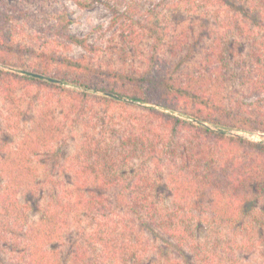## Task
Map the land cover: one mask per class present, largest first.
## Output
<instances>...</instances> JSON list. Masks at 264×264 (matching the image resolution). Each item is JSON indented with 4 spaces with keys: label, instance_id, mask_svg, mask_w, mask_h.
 <instances>
[{
    "label": "trees",
    "instance_id": "trees-1",
    "mask_svg": "<svg viewBox=\"0 0 264 264\" xmlns=\"http://www.w3.org/2000/svg\"><path fill=\"white\" fill-rule=\"evenodd\" d=\"M180 1L191 4L196 12L204 9L215 14L220 28L236 32L235 42L228 41V36L217 37L196 77L175 83L161 74L142 76L139 80L147 88L143 85L140 90L122 93L87 77L90 74L85 71L90 67L84 60L59 61L63 75L67 70L74 75L69 79L60 73L52 75L64 84L125 95L133 101L158 103L169 109L180 100L191 107L183 112L186 120L149 109L150 115L131 119H120L119 115L110 123L90 115L89 125L66 131L75 132L66 137L75 147L69 155L51 145L66 133L62 123L55 119L54 125H49L46 120V156L52 153L46 158L49 175L46 214L42 216L46 254L40 255L41 248L26 244L23 255L27 254L32 264H66L63 248L69 237L68 246L73 250L70 264H264V143L228 136L189 120L198 119L221 130L264 133V99L259 98L249 109L238 101L234 110L222 101L216 102V94L199 90L204 77L219 78L231 59L242 85L255 94L264 93V0ZM2 2L0 52L17 54L21 45L16 38L26 36V28L15 16L20 9L17 1ZM74 2L82 9H91L94 0ZM113 10L114 24H119L117 8ZM51 18L55 23L50 26L52 35L87 48L85 39L68 33L73 23L68 7L55 9ZM35 40L46 52L48 43L41 36ZM245 44L249 46V61L237 62L228 45ZM36 72L47 75L46 67ZM5 77L63 89L72 109L83 112L82 119L88 116L86 103L96 99L106 104L121 103L1 70L0 85ZM171 94L167 103L161 102ZM69 111L62 112L66 122ZM180 130L187 135H180ZM6 160L2 157L1 163L7 165ZM51 170L60 174L48 183ZM0 179L5 182L4 188L0 187V264H9L7 251H17L20 246L8 236L16 231L24 213L15 189L19 185H12L2 171ZM36 181L34 175L32 183ZM36 233L40 238L44 234L40 229Z\"/></svg>",
    "mask_w": 264,
    "mask_h": 264
},
{
    "label": "rangeland",
    "instance_id": "rangeland-1",
    "mask_svg": "<svg viewBox=\"0 0 264 264\" xmlns=\"http://www.w3.org/2000/svg\"><path fill=\"white\" fill-rule=\"evenodd\" d=\"M5 1H17L15 5H18L20 9L15 16L20 17L18 21L26 28L27 37L17 36L16 43L21 45L17 54L5 55L6 53L1 54L0 52L1 71L22 77L30 76L29 74L41 75L43 78L37 79L60 85L70 91H86L109 99L115 98L106 96L108 92L98 90L93 92L92 89L87 90L64 84L62 80L54 78L52 75H58V73L63 75L64 73L58 64L59 61L62 58L84 60L85 64L90 67L89 71H85L87 75L90 74L87 77L95 79L100 84H110L117 91L127 93L135 89L140 90L143 85H146L145 88L148 87L139 80L142 76L156 77L161 74L173 79L175 83L186 81L191 76L196 77L201 72L200 65L204 56L218 36H228V41L232 42L237 39L235 31H227V28L219 27L220 24L215 14L204 9L196 12L190 7L191 4L180 0H94L91 9L80 8L74 0ZM63 5L69 8L73 19L68 33L85 39L87 48L69 43L64 38L51 34L50 26L52 23L55 24L51 15L55 9L63 8ZM114 7L117 8L121 19L119 24H114ZM23 12L29 18H26ZM36 36H41L48 43L46 52L41 50L40 44L35 40ZM228 46L232 58L235 57L237 62L238 60L249 61L248 44L242 47L233 45L234 48L232 45ZM226 57L229 58L228 55ZM229 61L228 66L225 65L221 69L219 78L204 77V81H201L203 83L199 84L201 93L216 94V102L220 104L222 101L234 110L238 101L244 104V108H250L259 98L264 99V93L255 94L242 85V78L239 76L240 72L236 64L231 59ZM225 62L226 60L223 63ZM41 67H46L47 75L36 72ZM65 74L63 76H68V79L74 76L68 70ZM49 79H55L60 83L51 82ZM62 91L63 89L52 88L50 85L46 87L37 82L15 81L9 77H5L0 85V171L3 176L11 179L12 185L13 183L19 185L15 189L22 206L21 212L24 213L16 231L8 236L11 240L16 239L20 246L17 251H7L9 264H32L30 259H27V254H25L26 258L23 255L26 253L24 252L26 244L41 248L40 255L46 254V243L42 241L43 239L46 241L45 223L42 221V216L46 214V174L49 175L46 158L52 157V153L46 156V120L49 125H54L55 119L60 121L63 133H65L74 128L83 129L85 125H89L90 120L87 117L90 115L104 118L110 123L113 122V117H119V115L120 119L124 116L129 119L134 116L140 118L150 115L149 110H155L186 120L183 112L191 107L184 100L175 102L170 106L172 109H169L151 102L132 104L115 99L121 103L133 105L129 107L121 103L106 104L96 99L93 103H86L84 111L87 108L88 116L82 119L83 112L78 113L75 108L72 109ZM10 93L11 98L8 97ZM119 96L130 98L125 95ZM171 96L172 94L161 102L167 103ZM68 109H70L71 116L66 122L62 112H67ZM252 109H257V107H252ZM189 120L196 126L203 125L195 122L196 120L201 122L198 119ZM64 123L67 124L64 125ZM203 126L228 136L264 143L263 132L221 130L206 122ZM72 132L62 133V137L57 136L58 141L54 140L51 144L53 149L58 147L64 149L65 155L71 154L75 147L72 141L66 140V137H70ZM179 134L187 135L182 130ZM61 142L67 143L60 144ZM32 147H35L37 152H33L35 150ZM2 157L7 159V165L1 163ZM25 164L32 167L26 168ZM50 173L52 176L48 177V183L56 181L57 179L53 176L60 174L52 170ZM34 175L37 176V181L32 183ZM0 185L4 188V180L0 179ZM34 229L36 232L40 229L44 233L42 238L34 232ZM29 233H32V236ZM67 239H65L66 247L63 250L65 263L70 264L68 258L73 250L68 246ZM10 248L13 249L11 245ZM34 250L35 248L32 249Z\"/></svg>",
    "mask_w": 264,
    "mask_h": 264
},
{
    "label": "water",
    "instance_id": "water-1",
    "mask_svg": "<svg viewBox=\"0 0 264 264\" xmlns=\"http://www.w3.org/2000/svg\"><path fill=\"white\" fill-rule=\"evenodd\" d=\"M30 76H33V77H36V78H43V76L41 75H37V74H29ZM51 82H55V83H60V81H57L55 79H49ZM106 96L108 97H111V98H115V99H118V100H122V101H126V102H129V103H132V104H138L139 102L137 101H133L132 99L130 98H125V97H122V96H119V95H113V94H109V93H106L105 94ZM196 123H201L204 125V123L202 122H199V121H195Z\"/></svg>",
    "mask_w": 264,
    "mask_h": 264
}]
</instances>
